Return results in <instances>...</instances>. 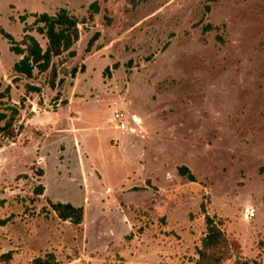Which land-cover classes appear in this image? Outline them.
I'll return each mask as SVG.
<instances>
[{"label":"rangeland","instance_id":"374dc122","mask_svg":"<svg viewBox=\"0 0 264 264\" xmlns=\"http://www.w3.org/2000/svg\"><path fill=\"white\" fill-rule=\"evenodd\" d=\"M62 8L84 23L76 57L55 60L63 84L47 73L14 85L2 31L21 41V16ZM0 76L13 88L0 113L21 109L15 137L0 136V264H196L206 215L245 260H264V0H0ZM115 103L134 134L115 130ZM61 108L73 113L65 133L26 127ZM49 200L84 207L85 225L59 220Z\"/></svg>","mask_w":264,"mask_h":264},{"label":"trees","instance_id":"16d2710c","mask_svg":"<svg viewBox=\"0 0 264 264\" xmlns=\"http://www.w3.org/2000/svg\"><path fill=\"white\" fill-rule=\"evenodd\" d=\"M150 0H130L133 7H137L141 3H147ZM91 13L89 21H92L95 15L99 14L100 8L97 2L90 5ZM33 19L32 24H28L26 16H21L20 21L24 24V34L21 41H17L13 36L2 31L3 37L8 41L11 51L18 57V61L14 65L13 83L16 85L22 79L29 81L36 80L38 76L50 73L49 86L55 90L58 85L63 84L59 81L58 67L55 63L56 59L69 54L76 57L73 51L74 46L81 39L80 26L83 25L78 18L73 16L69 10L60 9L56 14L33 13L30 15ZM86 23V22H85ZM99 40V35L93 37L90 46H93ZM44 43V44H43ZM85 67H82V72ZM114 69H119V65H115ZM78 69L71 72L73 78H76ZM110 75V69L107 68L104 76ZM58 82V83H57ZM4 81L0 78V98H6L12 92V87L8 86L5 90ZM41 88L27 84L26 93L40 94ZM10 111V113H9ZM8 112V113H7ZM5 113H0V136L13 139L16 134L15 123L17 117L21 115V109L12 107ZM179 173L182 177H187L191 182L196 179L187 167H180ZM40 176H44V172H39ZM45 192L44 186L36 189L38 196H43ZM48 204L57 218L63 222H69L78 228L81 227L85 219V211L81 207L72 204L54 203L51 200ZM207 232L201 241V247L197 250L196 264H264V260L249 261L242 257L241 244L229 237L221 228V225L210 216H205ZM9 219L0 218V228L6 227ZM33 264H58L57 258L53 254H47L43 258H37Z\"/></svg>","mask_w":264,"mask_h":264},{"label":"crops","instance_id":"0c3cea01","mask_svg":"<svg viewBox=\"0 0 264 264\" xmlns=\"http://www.w3.org/2000/svg\"><path fill=\"white\" fill-rule=\"evenodd\" d=\"M62 9H64V8H62ZM59 11V10H58ZM23 37V36H22ZM80 42V41H79ZM78 42V43H79ZM77 43V44H78ZM76 44V45H77ZM75 45V46H76ZM74 46V47H75ZM18 61V60H17ZM15 77V76H14ZM0 78L2 79V77L0 76ZM3 81L4 80H6V77H4V79H2ZM26 79H22V81H25ZM27 83H29V80H27ZM39 95V94H38ZM46 103V102H45ZM75 103V101H73L72 99H70L69 100V103H68V105L67 106H65V107H68V108H70L71 106H73V104ZM61 105V102H60V104H58V105H56V107L57 108H59V106ZM41 106V105H40ZM114 107H115V111H114V113H113V122L115 123V126H114V128H115V130H118V131H121V132H130V133H132V134H134L135 132H136V130L134 129V128H131V127H129L128 126V123H127V115H126V113L122 110V108L117 104V103H115V105H114ZM117 111H122V112H124L125 113V115H126V123H127V126H128V130L127 131H122V130H119L118 129V127H117V122L114 120V115H115V113L117 112ZM69 113L68 114H66V113H64L63 111H62V108L61 109H58L57 110V112H55V111H44V113H39V114H37V115H34L32 118H28L27 120H26V127H31L34 131H37V132H42V133H44V135H43V137H44V139H46V140H49L52 136H54V135H61V134H63V133H65L66 132V130H65V128H67V127H65V126H63L62 124L66 121V122H68V120H69V116H73V113L71 114V112L72 111H68ZM71 114V115H70ZM46 115H48L50 118H51V123L50 122H48V123H46L45 125H44V122L42 121L43 120V118H44V116H46ZM24 120H25V118H24ZM43 122V123H42ZM133 122L137 125V126H141V124H142V122H141V119L139 118V117H136V116H134L133 117ZM22 123H23V120H22ZM65 145V143L64 142H62V143H60L59 144V147H60V149H64V146ZM49 144H47L45 147L46 148H49ZM84 183H86V180H84ZM45 188V187H44ZM47 193V189H45V192H44V195ZM43 195V196H44ZM43 196H41V197H43ZM57 203H60V202H57ZM76 207H78V206H76ZM81 208H83L84 209V211H85V219H84V223H83V225L82 226H84L85 225V222H86V209L84 208V207H81ZM254 210V209H253ZM255 211V210H254ZM54 213V212H53ZM55 214V213H54ZM55 216H56V214H55ZM255 216H256V213H255ZM254 216V217H255ZM57 217V216H56ZM253 217V218H254ZM252 219V218H251ZM251 219H249V220H251ZM246 220V219H245ZM65 223H69V222H65ZM71 224V223H70Z\"/></svg>","mask_w":264,"mask_h":264},{"label":"built area","instance_id":"2783aa9c","mask_svg":"<svg viewBox=\"0 0 264 264\" xmlns=\"http://www.w3.org/2000/svg\"><path fill=\"white\" fill-rule=\"evenodd\" d=\"M114 120L117 122V127L119 130L127 131L128 126L126 123V115L122 111H117L114 115ZM255 216V211L253 209H247L244 214V218L249 220Z\"/></svg>","mask_w":264,"mask_h":264}]
</instances>
